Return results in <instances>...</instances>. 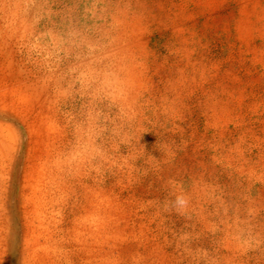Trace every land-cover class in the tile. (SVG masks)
I'll list each match as a JSON object with an SVG mask.
<instances>
[{
  "label": "rangeland",
  "instance_id": "1",
  "mask_svg": "<svg viewBox=\"0 0 264 264\" xmlns=\"http://www.w3.org/2000/svg\"><path fill=\"white\" fill-rule=\"evenodd\" d=\"M0 264H264V0H0Z\"/></svg>",
  "mask_w": 264,
  "mask_h": 264
}]
</instances>
